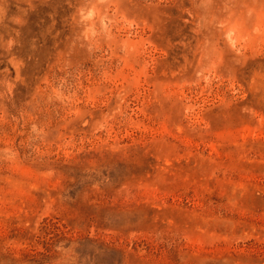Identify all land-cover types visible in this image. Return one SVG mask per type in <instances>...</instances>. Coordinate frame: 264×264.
<instances>
[{"label": "rangeland", "instance_id": "rangeland-1", "mask_svg": "<svg viewBox=\"0 0 264 264\" xmlns=\"http://www.w3.org/2000/svg\"><path fill=\"white\" fill-rule=\"evenodd\" d=\"M0 264H264V0H0Z\"/></svg>", "mask_w": 264, "mask_h": 264}]
</instances>
